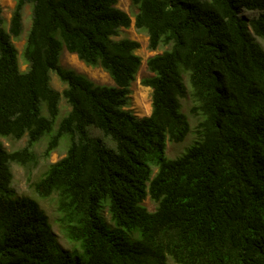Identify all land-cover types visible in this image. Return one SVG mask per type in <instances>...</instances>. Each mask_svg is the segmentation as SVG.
I'll list each match as a JSON object with an SVG mask.
<instances>
[{
  "label": "trees",
  "instance_id": "obj_1",
  "mask_svg": "<svg viewBox=\"0 0 264 264\" xmlns=\"http://www.w3.org/2000/svg\"><path fill=\"white\" fill-rule=\"evenodd\" d=\"M116 3L15 0L8 28L0 7V138H26L14 149L0 140V264H264V0H130L148 47L166 46L146 59L151 111L141 117L126 107L139 43L115 38L131 23ZM26 4L21 69L13 40ZM63 49L113 84L61 66ZM187 95L195 137L170 158L166 141L190 131ZM61 99L68 109L59 117ZM62 137L65 154L29 184L54 196L70 250L36 201L11 185V165L29 174Z\"/></svg>",
  "mask_w": 264,
  "mask_h": 264
},
{
  "label": "rangeland",
  "instance_id": "obj_2",
  "mask_svg": "<svg viewBox=\"0 0 264 264\" xmlns=\"http://www.w3.org/2000/svg\"><path fill=\"white\" fill-rule=\"evenodd\" d=\"M14 3L15 0H0V7L2 9L1 13L3 17V26L5 28H8L9 18ZM116 6L130 15L131 23L129 27L121 28L119 34L115 38L128 37L138 41L139 47L136 49V53L141 58V62L137 69L135 78L129 86L130 88L129 102L126 107L130 109L136 116L139 117L147 116L151 111L150 98H151L152 89L151 87L142 84L141 80L146 76H150L152 73L147 69L146 59L153 54L161 52L163 49L166 48V46H159L154 50L148 47L147 34L145 33V31L139 30L134 27L133 14L136 11V7L131 5L130 0H117ZM30 11H31L30 5L26 4L22 10V32L18 38H14L13 40L19 53V63L21 69L26 68V64L24 63L21 56V51L25 41V35L30 24ZM255 14L256 12H252V11L243 12V15L247 17L253 16ZM255 39L259 43L263 44L260 38L255 37ZM59 63L63 67L71 68L75 72L85 75L87 78H89L91 81H93L96 84H108V85L113 84V80L111 79L109 74L101 67L87 65L83 61L79 60L75 54L69 53L65 49H63L60 52ZM50 85L57 90H61L63 88V84L58 80V78L54 73L50 74ZM180 102H181V110L187 115L188 121L190 123V131L181 142H172L169 140L166 141L165 155L170 158L178 156L184 150V148L193 141L195 137L194 129L198 121V117L191 114L189 111V108L192 104L190 97L187 95L181 98ZM59 106H60V114H59L60 117L62 114H64L67 111L68 106L63 99H61ZM88 128H89V133L91 135L101 137L105 140V143L107 145L110 146L112 145V143L108 139H105L102 136L100 130L93 127H88ZM0 140L2 141L6 149H14L23 146L25 144L26 138L23 137L19 140L0 138ZM65 141L66 138L62 137L59 145L55 150L51 152L49 157L46 159L41 158L38 161L37 165L31 169L29 174H27V172L21 166L16 164L11 165V171H12L11 185L14 188L17 195L27 196L36 201L39 208H41L44 214L47 216V219L51 226V231L55 235L59 245L64 249L70 250L74 248L75 244L73 242H70L64 236L59 225L56 222L57 212H56V202L54 196L41 198L34 192V190L29 184L30 180H34L42 174V172L46 169L49 163L58 160L65 154V150H66ZM43 147H44V142L36 145L35 150L37 152H40L42 151ZM27 175L30 176L29 180L27 179ZM143 204L149 210H153L156 205L155 202L152 201L149 196L145 197V199L143 200ZM104 215L105 218L109 220V215L106 212L104 213ZM167 260L169 264H176L170 257H168Z\"/></svg>",
  "mask_w": 264,
  "mask_h": 264
}]
</instances>
